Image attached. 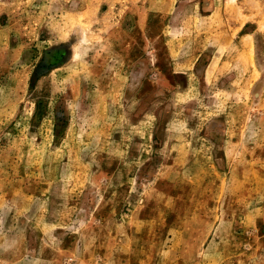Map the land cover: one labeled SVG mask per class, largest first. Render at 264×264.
<instances>
[{"label":"rangeland","instance_id":"rangeland-1","mask_svg":"<svg viewBox=\"0 0 264 264\" xmlns=\"http://www.w3.org/2000/svg\"><path fill=\"white\" fill-rule=\"evenodd\" d=\"M0 264H264V0H0Z\"/></svg>","mask_w":264,"mask_h":264}]
</instances>
